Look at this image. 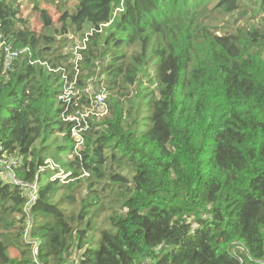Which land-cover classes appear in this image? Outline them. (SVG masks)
Returning <instances> with one entry per match:
<instances>
[{
  "label": "trees",
  "instance_id": "1",
  "mask_svg": "<svg viewBox=\"0 0 264 264\" xmlns=\"http://www.w3.org/2000/svg\"><path fill=\"white\" fill-rule=\"evenodd\" d=\"M63 1L29 0L37 33L0 0V159L37 187L0 170V264H264V0ZM69 34L107 102L78 155Z\"/></svg>",
  "mask_w": 264,
  "mask_h": 264
},
{
  "label": "built area",
  "instance_id": "2",
  "mask_svg": "<svg viewBox=\"0 0 264 264\" xmlns=\"http://www.w3.org/2000/svg\"><path fill=\"white\" fill-rule=\"evenodd\" d=\"M1 46V45H0ZM86 49V37L76 47L72 49V73H69L65 68L50 69L51 73H60L61 87L56 100L59 102L61 112L60 118L64 123L70 126V137L73 141V155H78L84 146V133L87 131L90 118H100L107 113L106 93L100 87H96L93 80H88L84 87H80L78 82L79 63L82 61V56L79 51ZM4 65L8 68L14 58L17 57V52L10 48H5ZM16 162H11L8 159H0V170L4 180H8L13 184H21L24 189H28L31 198L34 199L37 193L35 184L26 185L15 179L12 167ZM50 171V181L55 179L63 180L69 174L64 173L57 165L49 159L44 161L43 166L39 168V172L43 170Z\"/></svg>",
  "mask_w": 264,
  "mask_h": 264
},
{
  "label": "rangeland",
  "instance_id": "3",
  "mask_svg": "<svg viewBox=\"0 0 264 264\" xmlns=\"http://www.w3.org/2000/svg\"><path fill=\"white\" fill-rule=\"evenodd\" d=\"M75 0H64L63 3H65V5L69 8L71 7L73 4H74ZM33 4L31 2H29V0H19V5H17L18 7V10H19V15L18 17L22 18L24 21H25V25L24 27L25 28H29L37 33H40L41 30L43 31V26H42V23L39 19V14L38 12H35L33 10ZM40 8L42 9H46L48 11V13L50 14L51 18H52V21L54 22V25L55 27L54 28H59L60 25L57 24V21L59 19V14L57 13L56 11V8L54 5H51V4H48V3H45V2H40ZM21 25V24H20ZM22 27V25H21ZM87 34H85L86 36ZM84 36V37H85ZM60 37L58 36L57 39H59ZM68 39L69 40H72L73 43L75 44V46H73L72 48L78 46L80 43L78 42V38L77 36L73 35V34H69L68 36ZM2 43H0L1 45ZM69 46H68V50H69ZM57 106H59L60 108V105H59V102L57 101ZM146 109V108H145ZM60 111H61V108H60ZM144 116L147 115V111L144 110ZM149 128V125H147V128L144 129V130H147ZM55 143H57L58 145H60L61 143V136L58 135L56 137V141ZM67 159H63V161H66ZM11 255L13 256L14 255V252H10ZM75 261L77 259L73 258Z\"/></svg>",
  "mask_w": 264,
  "mask_h": 264
}]
</instances>
